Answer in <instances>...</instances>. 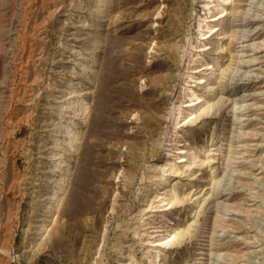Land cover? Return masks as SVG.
I'll return each mask as SVG.
<instances>
[{
    "label": "rangeland",
    "instance_id": "obj_1",
    "mask_svg": "<svg viewBox=\"0 0 264 264\" xmlns=\"http://www.w3.org/2000/svg\"><path fill=\"white\" fill-rule=\"evenodd\" d=\"M0 264H264V0H0Z\"/></svg>",
    "mask_w": 264,
    "mask_h": 264
},
{
    "label": "bare ground",
    "instance_id": "obj_2",
    "mask_svg": "<svg viewBox=\"0 0 264 264\" xmlns=\"http://www.w3.org/2000/svg\"><path fill=\"white\" fill-rule=\"evenodd\" d=\"M200 27V23H198V28Z\"/></svg>",
    "mask_w": 264,
    "mask_h": 264
}]
</instances>
